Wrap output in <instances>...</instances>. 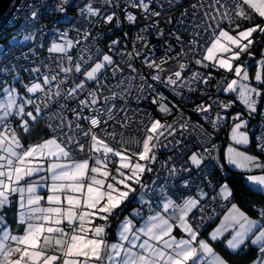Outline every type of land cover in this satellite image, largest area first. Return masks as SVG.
Segmentation results:
<instances>
[{
    "label": "snow or ice",
    "instance_id": "6c2138e0",
    "mask_svg": "<svg viewBox=\"0 0 264 264\" xmlns=\"http://www.w3.org/2000/svg\"><path fill=\"white\" fill-rule=\"evenodd\" d=\"M174 2L178 0H168L169 6ZM163 7L158 0H83L79 4L56 0L57 12L66 15L77 8L87 26L74 24L71 36L67 30L56 29L47 45L29 47L33 57L44 48L48 55L37 66L23 69L31 77L27 83L19 71L23 66L11 64L10 50L0 49V264H264V203L250 205L259 219L251 218L232 202L235 193L227 182L209 181L206 187L215 193L209 198L202 186L210 175L206 170L224 166L214 156L213 134L199 121L192 122L160 90L163 86L188 102L191 97L185 90L197 93L204 85L201 96L206 99L192 111L216 131L231 121L228 163L248 171L264 169V160L236 147H251L255 142L264 154V131L259 135L249 131L251 117L264 115V52L256 61L254 77L248 61L242 60L245 55L254 58L252 48L264 42V23L253 21V16L264 21V0L190 4L203 11L204 23L193 24L187 43L172 33L181 45L174 57L167 55L174 51L171 45L162 59L144 56L147 73L133 63L144 55L135 43L132 51H117L120 38L106 44L107 51L96 46L92 28L97 24L115 21L119 25L126 20L135 26L142 18L151 22L134 40L149 48L151 31L166 36L156 19ZM182 15H188L187 8ZM31 16L38 18V11ZM237 20L251 26L242 27ZM166 23H172L171 17ZM38 31L13 37L25 60L30 57L23 45L37 41ZM172 59L175 67L166 68ZM193 64L232 74L231 80L225 75L217 81L216 92L235 93L246 106L247 118L243 113H227L235 101L210 94V81L216 78L211 72L193 71ZM17 85H23L24 93ZM143 100L165 116L173 115V109L179 115L162 122L139 107ZM130 101L137 107L131 108ZM42 122L50 132L48 138L26 144L24 136H31ZM190 137L195 148L188 145ZM161 149L178 150L181 159L185 155L188 159L179 165L172 156L160 161ZM145 174L155 177L151 183L145 181ZM247 180L264 192V175H248ZM13 196H17L15 230L7 223L6 211L12 207ZM130 198L146 206L148 214L138 207L121 220ZM209 200L231 207L205 238L202 228L216 215L215 208L212 216L207 214ZM136 217L142 218L139 226ZM113 220L119 223L116 239L110 240ZM226 233L231 238L222 255L210 242L222 240ZM253 252L255 258L249 259Z\"/></svg>",
    "mask_w": 264,
    "mask_h": 264
},
{
    "label": "built area",
    "instance_id": "2783aa9c",
    "mask_svg": "<svg viewBox=\"0 0 264 264\" xmlns=\"http://www.w3.org/2000/svg\"><path fill=\"white\" fill-rule=\"evenodd\" d=\"M83 0H76V3H82ZM211 2V0H205V5ZM158 3H163L164 7L162 9H159L162 13L161 17L156 18L160 20L159 27L166 33V36H159L154 31H151L150 34H148V43L150 45L149 48H143L142 42L135 41L134 37L138 32H140V29L143 28L146 24L150 23L151 21L140 19L139 23L135 26H131L127 23L126 20H123V13L121 9H117V12L121 14V19L123 20V23L117 25L114 21L112 25H105L103 23L97 24L94 28H92L93 36L96 37V46L104 49L107 51V49L104 47L106 44H109L111 40L120 38L122 43L120 47L117 49L119 52L120 50H126V51H132L133 44L135 43L136 49L140 50L144 55L141 57L136 58L133 63L135 66L140 69L142 72L147 73L149 70L143 66V60L144 56H148L151 58V56L154 54L156 58H164L166 55V50L168 49L169 45H171L172 49L174 51L167 53V55L175 56L177 53L180 52L181 45L177 43L175 36L172 35V33H175L176 35L181 36L182 42L187 43V41L190 39V35L193 31V24H202L204 23L203 17V11L199 8L192 9L189 7L190 4L197 3V0H178V2H174L172 6H169L168 0H158ZM55 4L56 0H13L10 7L2 14L0 15V42H4L10 36H13L16 34V36H22L23 34H26L28 31H31L33 29H39L38 32H36L37 35V41L28 42L25 45H23V51L27 52L29 54L30 59L25 60L22 58V54L20 51L19 46H15L12 48H9L7 50L9 51V60L11 61V64L13 65H22L19 69L21 73V77L28 82V80L31 78L29 73L25 72L23 69L26 67L31 66H37L41 60L45 56H47L46 48L39 49L37 56L33 57L31 52H29V47L35 48L37 44L42 43L47 45L50 42L51 37L53 36L56 29H59L60 31H69L70 36L75 35V31L73 29V25H84L87 26L86 21L82 20L78 16V9L72 8L69 10V12L73 13V17L71 19V22L65 26V27H59L56 23L51 22L52 19L58 14V12L55 10ZM185 8L188 9V15H182ZM33 10L38 11V18L33 19L31 16V13ZM127 11H133V12H139V10H133V9H127ZM171 17L172 23L167 24L166 20ZM183 21V24L180 23V21ZM211 22V21H210ZM226 21L223 23L225 24ZM187 28L188 31H185L184 29ZM197 31H200V29H196ZM128 33L127 39L124 38V33ZM126 46V48H125ZM14 53V55H13ZM19 58V59H18ZM36 60L37 64H32V60ZM118 59V57H117ZM176 65V60L172 59L168 62V64L164 65L166 68H174ZM191 68L193 71H207L213 73L214 77L216 79L210 81V84L212 85L211 88L208 89L209 93L218 96L220 100H229V101H235L236 98L238 102H235L233 106L229 109H227V113H230L232 115H235L236 113H243L245 118H247V109L246 106L242 104V102L238 99L237 95L230 96L226 95L224 93H217L215 89V85L217 81L221 78L216 73L211 71L210 69L202 70L200 69L199 65H191ZM188 75L191 73L188 72ZM164 95L169 96L170 99L174 100L175 103L179 104L180 107L183 109L184 114L191 118L192 122L199 121L200 123L204 124V127L213 134L214 142L217 146L216 150L214 151V156L217 158V161L220 164H223L224 166L222 168L216 167L212 168L209 167L206 172L210 173V175H207L206 179H203V185L205 186V191L209 193V198L214 195L215 193L213 190L209 187H206L209 181H211L213 184H215V180L218 178H223L227 176L230 172L227 168L226 159H227V147L231 143L229 141L228 137V130L231 125V121L227 123L226 126L222 127L219 131H216L212 129L211 125L204 121L198 114L194 113L192 109L199 103H201L202 99H206L205 97L201 96V93L205 90V86H200V91L197 93H187V90H185L186 95H190L191 99L188 102L183 101L180 97L174 96L173 93H171L170 89H166L163 86H161L160 89ZM62 102V101H61ZM74 106V105H70ZM171 106V105H170ZM130 107L136 108L137 104L135 101H130ZM139 107L146 111L149 114H152L158 118H160L163 121H171L174 116L179 115L173 109V115L171 116H165L157 111L156 105L152 104L148 100H143L140 102ZM219 111V109H217ZM261 111H264V107L261 108ZM131 114V113H130ZM69 118H71V113H68ZM250 133H255L256 135H259L260 132L264 131V115H260L259 113L256 115H253L250 119V127H249ZM188 145L190 148H195L196 142L195 139L190 137L188 141ZM235 146V145H234ZM253 155H256L260 157L261 160H264V154H261L259 150L255 147V142L251 145L250 149L248 150ZM168 156L174 157L173 162L179 165L183 161L187 160V155L181 157L179 156L178 150L173 151L171 149H161L159 153V160L164 161ZM155 168L157 170L160 169V164H156ZM263 172L264 169H252L249 172L253 171ZM164 173L161 172V177H163ZM195 175V173L193 174ZM155 177L151 174V180L149 183L152 182V180ZM161 183V181H157V184ZM218 191V189H216ZM206 203H209L210 206L207 210V214L209 216H212V208H215L216 215L213 217V219L209 221H214L217 218L218 213H220L226 206L221 207L222 201H216V202H210L206 201ZM142 208V211L145 213V215L148 214V210L146 206H134L128 211V215L133 212L134 208ZM142 219L141 217H136V220ZM207 221L203 227H206L208 222Z\"/></svg>",
    "mask_w": 264,
    "mask_h": 264
},
{
    "label": "trees",
    "instance_id": "16d2710c",
    "mask_svg": "<svg viewBox=\"0 0 264 264\" xmlns=\"http://www.w3.org/2000/svg\"><path fill=\"white\" fill-rule=\"evenodd\" d=\"M72 17H73V13L72 12H68L66 15L63 14V13H59L58 12V14L52 19L51 22L56 23L59 27H65L71 22ZM260 22H261V20L256 22V23H260ZM226 24H227V21L225 22L224 26H226ZM13 36H16V34L13 35ZM8 39H7V41H8ZM7 41L5 40L4 42H0V44H3L5 42H7ZM262 45H263V42H261L259 45L254 46L252 48V52L255 53V57L261 56V47H262ZM15 46H17V45L8 46L5 50H7L9 48H12V47H15ZM254 67H255V63H252L250 65V72L252 70H254ZM209 69L211 71H213L214 73H216L220 77L227 75V77L229 79V77L232 75L230 73H225L224 71H216V70H213L211 68H209ZM25 83H27V81H25ZM224 94H226V93L224 92ZM226 95H230V94H226ZM230 96L234 97L235 94L230 95ZM235 102H238L237 98H236ZM49 135H50V132L48 131L47 128L44 127V124L42 122L34 130V132L32 133L31 136H27V135L24 136V142L25 143L28 142V141H31L33 143L40 142L41 139L48 138ZM248 149H250V147ZM248 149H246V150L248 151ZM227 168L229 169L230 173L227 176L223 177V178L221 177V178L216 179L215 180V184H222L223 181H226L229 184V186L234 190V193H235V199L232 202L236 203L248 215L257 216V211H254L250 207V205H253V204L259 205L260 203H264V194H262L261 192L255 190L251 186L250 182L247 180V176L251 175L253 173H251L249 171H244L243 172L241 170H235V169L229 168L228 165H227ZM144 178H145V181L149 183L150 180H151V174H146L144 176ZM138 190L139 189H137V191ZM131 200L132 199L130 198V201ZM130 204H131V202L129 204H127V207L125 208L124 212L121 215L126 214V212H128L130 210V208H133L135 206V205H130ZM138 205L140 206V204H138ZM230 205L231 204H227L226 203V207L220 213H218L217 218L214 221H209L207 226L202 228L201 235H203V236L207 235V233L210 230V228H212L217 223V221H218L219 217L221 216V214ZM11 212H12V208L7 209V217H9L11 215ZM10 222H11V224L13 226L12 228L15 230L17 228V224L13 225L12 221H10ZM110 237H112V233H111ZM223 244H224V239H222L220 241H217V242H212V245L214 246V248H216L222 255H225L226 254L225 253V247H224ZM232 258H235V257H232ZM254 258H255V252L252 253V255H251V257L249 259H254Z\"/></svg>",
    "mask_w": 264,
    "mask_h": 264
},
{
    "label": "crops",
    "instance_id": "0c3cea01",
    "mask_svg": "<svg viewBox=\"0 0 264 264\" xmlns=\"http://www.w3.org/2000/svg\"><path fill=\"white\" fill-rule=\"evenodd\" d=\"M226 161H227V159H226ZM226 164H227V162H226ZM229 168H232V169H237V168H233L232 166L230 167L229 166ZM241 171H243V170H241ZM244 172V171H243ZM251 173H253L254 175H257V176H259V174H261L262 172H258V171H253V172H251ZM33 179H38V177H34ZM250 184H251V186L255 189V190H257V191H259V192H261L262 194H264V192H262V191H260V188H259V186H257L256 184H254V183H252V182H250ZM46 189H41L40 190V192H41V194H46ZM139 192V191H138ZM132 200L130 201L131 202V204L130 205H134V204H139V202H138V200L137 199H133V198H131ZM12 200H13V204H12V212H11V215L9 216V217H7V223L9 224V225H11L12 226V224H11V222L10 221H12V223H13V225L14 224H17V219H16V213H17V203H16V200H17V196H13L12 197ZM129 202V203H130ZM128 203V204H129ZM231 207V205L230 206H228L226 209H225V211L221 214V216L219 217V219H218V221H217V223L212 227V228H210V230L208 231V233H207V235L206 236H203V235H201L202 237H207L208 236V234L210 233V232H212L216 227H218L219 226V224H220V222H221V220L223 219V216L224 215H226L227 214V211H228V209ZM6 211H7V209H6ZM125 216H128L127 214H124V215H120V219L122 220ZM250 216V215H249ZM251 218H253V219H259V217H258V215L257 216H250ZM136 222V221H135ZM118 223H119V221L118 220H113L112 221V228L110 229V232L112 233V237H110L109 239L110 240H115L116 239V235H115V229L117 228V225H118ZM137 223V226H139V224L140 223H142V219L141 220H139V221H137L136 222ZM13 227V226H12ZM15 227V226H14ZM13 229V228H12ZM21 230V232H22V227L20 228ZM14 230V229H13ZM177 234L179 235V234H181V233H179V232H177ZM229 238H231V233H226L225 234V236H224V244L223 245H225V243H226V240L227 239H229ZM210 243H212V242H210ZM214 247V246H213ZM254 248H255V246H253ZM216 249V248H215ZM216 251L218 252V253H220L217 249H216Z\"/></svg>",
    "mask_w": 264,
    "mask_h": 264
},
{
    "label": "rangeland",
    "instance_id": "374dc122",
    "mask_svg": "<svg viewBox=\"0 0 264 264\" xmlns=\"http://www.w3.org/2000/svg\"><path fill=\"white\" fill-rule=\"evenodd\" d=\"M253 21H254V22H258V21H260V19H258L257 17L253 16ZM236 23L241 24L242 27L251 26L250 22H248V21L237 20ZM260 23H264V21L261 20ZM227 27H228V23L226 24L225 28H227ZM233 27H235V25H233ZM232 34L235 35V32H233ZM13 37H17V36H11V37L8 39L7 42H5V43H3V44H0V49H6L8 46L17 45V44L15 43V41L13 40ZM20 38H22V36H21ZM25 43H27V42H25ZM262 52H264V42H263V45H262V47H261V53H262ZM260 58H261V56L254 57V58H249L247 55H245V56L242 57V60L248 61V65H249V69H248V70H249V74H250V76H252V77H254L255 73H256L257 70H258L257 65H256V61L259 60ZM252 63H255V67H254V70H252V71L250 72V65H251ZM211 69H212V68H211ZM213 70H215V69H213ZM220 71H223V70H220ZM233 78H235V77H234L233 75H231V76L229 77V80H231V79H233ZM17 87L19 88V90H20L21 93H24L25 89H24L23 85H17ZM225 93H226V94H230V95L235 94V93H227V92H225ZM29 95H30V94H29ZM30 108H31V106H29V110H30ZM230 130H231V125H230V128H229V130H228V137H229V141L231 142V140H230ZM27 143H33V142L28 141V142H26V144H27ZM231 143H232V142H231ZM236 147H238L239 150H241V151H246V152H248V154L253 155L251 152H249V151L246 150V149H248L249 147H246V146H236ZM248 150H249V149H248ZM226 162H227V165H228V166H230V167L232 166L233 168H237L236 170H242V169H240V168H238V167H236V166H234V165H230V164L228 163V161H226ZM243 171H248V170H243ZM145 175H146V174H145ZM251 175H254V174H251ZM259 175H264V172H262V173L259 174ZM144 179H145V178H144ZM225 182H226V181H223L222 184L225 183ZM138 191H139V190H138Z\"/></svg>",
    "mask_w": 264,
    "mask_h": 264
},
{
    "label": "water",
    "instance_id": "95a60500",
    "mask_svg": "<svg viewBox=\"0 0 264 264\" xmlns=\"http://www.w3.org/2000/svg\"><path fill=\"white\" fill-rule=\"evenodd\" d=\"M13 0H0V15H2L11 5Z\"/></svg>",
    "mask_w": 264,
    "mask_h": 264
},
{
    "label": "clouds",
    "instance_id": "9594fccd",
    "mask_svg": "<svg viewBox=\"0 0 264 264\" xmlns=\"http://www.w3.org/2000/svg\"><path fill=\"white\" fill-rule=\"evenodd\" d=\"M135 206H139L138 204H134ZM131 209V208H130ZM126 214L128 215V212H126ZM141 220V219H140ZM136 222L139 220H135Z\"/></svg>",
    "mask_w": 264,
    "mask_h": 264
}]
</instances>
